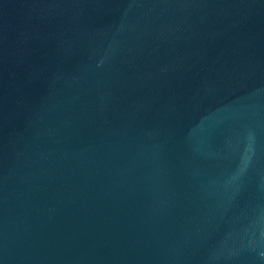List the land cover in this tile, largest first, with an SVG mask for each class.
<instances>
[{
  "label": "water",
  "instance_id": "water-1",
  "mask_svg": "<svg viewBox=\"0 0 264 264\" xmlns=\"http://www.w3.org/2000/svg\"><path fill=\"white\" fill-rule=\"evenodd\" d=\"M0 264H264V0H0Z\"/></svg>",
  "mask_w": 264,
  "mask_h": 264
}]
</instances>
